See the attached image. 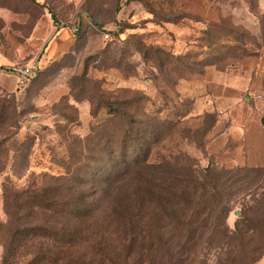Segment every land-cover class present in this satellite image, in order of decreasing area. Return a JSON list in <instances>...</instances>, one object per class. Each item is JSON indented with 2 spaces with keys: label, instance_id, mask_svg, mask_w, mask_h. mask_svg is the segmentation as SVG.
<instances>
[{
  "label": "rangeland",
  "instance_id": "1",
  "mask_svg": "<svg viewBox=\"0 0 264 264\" xmlns=\"http://www.w3.org/2000/svg\"><path fill=\"white\" fill-rule=\"evenodd\" d=\"M35 60L22 91L0 76V264L50 246L21 240L7 256L40 216L15 221L4 196L58 186L65 168L101 172L92 126L103 144L131 136L139 164L120 174H166L205 211L204 234L166 233L158 260L264 264V0H0V63Z\"/></svg>",
  "mask_w": 264,
  "mask_h": 264
},
{
  "label": "trees",
  "instance_id": "2",
  "mask_svg": "<svg viewBox=\"0 0 264 264\" xmlns=\"http://www.w3.org/2000/svg\"><path fill=\"white\" fill-rule=\"evenodd\" d=\"M79 26L75 24L76 33ZM91 133L96 139L91 143L106 164L101 172L74 174L65 168L56 179L61 181L58 186L4 196L11 202L15 221L22 219L25 209L31 217L36 213L40 216L38 223L14 230L7 256L12 245L21 240L41 238L50 246L28 264H57L69 247L72 257L63 256L62 264H163V258L157 259V251L166 233L185 244L204 234L205 211L192 208V194L186 187L174 186L166 180V174H120L122 167L139 164L137 157L127 160L133 148L128 133L116 145L101 141L107 133L105 127L92 126ZM81 167L85 173L94 170L88 172L84 165ZM89 184L92 194L85 189ZM166 228L170 232H165Z\"/></svg>",
  "mask_w": 264,
  "mask_h": 264
},
{
  "label": "built area",
  "instance_id": "3",
  "mask_svg": "<svg viewBox=\"0 0 264 264\" xmlns=\"http://www.w3.org/2000/svg\"><path fill=\"white\" fill-rule=\"evenodd\" d=\"M73 31H77L76 27ZM104 39L108 41L109 35L105 34ZM41 68L42 63L39 60L31 61L25 65L7 66L0 63V76H12L15 82V89L22 91L38 76Z\"/></svg>",
  "mask_w": 264,
  "mask_h": 264
},
{
  "label": "crops",
  "instance_id": "4",
  "mask_svg": "<svg viewBox=\"0 0 264 264\" xmlns=\"http://www.w3.org/2000/svg\"><path fill=\"white\" fill-rule=\"evenodd\" d=\"M7 82H8V84H13L14 79H13V81H7ZM14 85H15V82H14Z\"/></svg>",
  "mask_w": 264,
  "mask_h": 264
}]
</instances>
